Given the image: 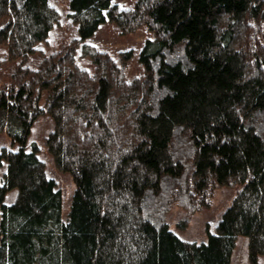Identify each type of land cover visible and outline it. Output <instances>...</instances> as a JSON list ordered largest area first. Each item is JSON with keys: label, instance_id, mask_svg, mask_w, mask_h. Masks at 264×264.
<instances>
[{"label": "trees", "instance_id": "1", "mask_svg": "<svg viewBox=\"0 0 264 264\" xmlns=\"http://www.w3.org/2000/svg\"><path fill=\"white\" fill-rule=\"evenodd\" d=\"M69 10L76 37L45 53L61 24L52 0H0V69L12 67L0 132L16 147H0V264H231L239 237L259 264L264 0H70ZM107 22L152 34L142 75L125 77L131 51L115 60L88 42ZM43 116L48 153L75 184L66 217L40 148L27 150ZM222 187L238 191L206 242L163 221L172 202L194 207Z\"/></svg>", "mask_w": 264, "mask_h": 264}, {"label": "rangeland", "instance_id": "2", "mask_svg": "<svg viewBox=\"0 0 264 264\" xmlns=\"http://www.w3.org/2000/svg\"><path fill=\"white\" fill-rule=\"evenodd\" d=\"M114 4L122 8H130L136 0H113ZM52 5L61 14V24L55 27L51 32L48 48L45 53H51L61 50L77 35V28L70 20L68 14L70 9V0H52ZM152 38V34L145 28L141 27L138 30L122 34L116 25L107 22L101 25L97 32L88 42L101 51L108 52L110 56L118 60V54L122 51H131L133 59L129 62L126 70V78L132 79L142 75L144 67L139 61L141 50L147 39ZM45 46H43L44 48ZM79 58H80V54ZM39 56L36 55L31 60L32 64L37 62ZM79 64L92 70L93 65L89 59H79ZM12 71L10 64L6 63L0 69V88L5 82L9 81V75ZM53 127L52 120L48 116L39 118L33 128L27 144V150L32 149V144L36 143L40 148L39 157L45 162L47 174L57 183L58 189L61 190L63 196V214L67 216L70 203L75 191V184L70 175L60 172L54 164L52 157L49 155L46 148V137ZM0 147L9 149L15 148L11 138L6 132H0ZM6 171V166L0 167V182ZM236 188H215L210 191L205 198L200 196L198 205L184 206L182 201L172 202L166 211L164 208L161 215L163 221L168 223L169 228L181 239L188 242L202 243L207 241V230L215 232L216 226L219 223L223 213L230 206L232 200L237 193ZM16 197V191L10 192L6 197V202L12 203ZM182 199L181 197H179ZM231 264H249L248 260V239L239 237L235 250L232 254ZM259 264H264V258L261 257Z\"/></svg>", "mask_w": 264, "mask_h": 264}]
</instances>
